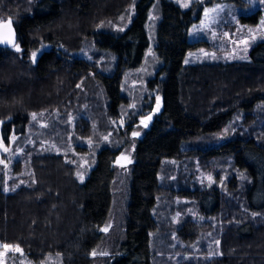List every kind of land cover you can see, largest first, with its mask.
<instances>
[{
	"label": "trees",
	"instance_id": "1",
	"mask_svg": "<svg viewBox=\"0 0 264 264\" xmlns=\"http://www.w3.org/2000/svg\"><path fill=\"white\" fill-rule=\"evenodd\" d=\"M151 14L141 125L124 81L145 64ZM200 14L172 0H0L19 46L0 47L1 137L17 154L0 163V247L35 264H264V41L245 59L185 64L210 48L188 39ZM40 44L51 48L33 62ZM122 168L117 231L106 226Z\"/></svg>",
	"mask_w": 264,
	"mask_h": 264
},
{
	"label": "rangeland",
	"instance_id": "2",
	"mask_svg": "<svg viewBox=\"0 0 264 264\" xmlns=\"http://www.w3.org/2000/svg\"><path fill=\"white\" fill-rule=\"evenodd\" d=\"M179 5L182 9L192 8L194 12L200 10L199 19L192 24L188 32V39L193 40H205L210 44V48L200 47L187 52L184 63H195L206 60H224L232 61L237 59H245L249 53L250 48L258 41H264V0H244L245 3H236L234 0H172ZM184 5H187L185 7ZM155 14H151V21L148 24L149 38L151 46L146 54L145 64L137 70L134 75H128L124 81V86L127 88V93L131 99V103L127 108H133L139 110L138 120L139 124L147 125L152 119V113L149 110H144L143 105L138 101L141 97L148 98L145 102L147 106L150 104L151 94L145 93V80L149 74L151 68L150 63L153 61V33L156 25ZM257 19L255 23L252 20ZM19 48L18 45L13 49ZM51 48L49 44H40L38 49L35 50V57L32 54L33 62H36L38 56L46 49ZM85 57L90 58L89 54L84 53ZM137 90L138 101L133 98L134 91ZM157 99L159 96L156 97ZM156 103L152 104L154 107ZM116 125L123 129L125 128L127 119L125 114L120 115L115 119ZM43 124V122H42ZM1 123H0V163L7 166L8 163H12L11 158H16L9 155V146H6L1 137ZM138 136L142 134L141 131L136 132ZM13 140V139H12ZM45 145L52 147L56 151H60V148L47 142ZM132 147L123 149L119 158L122 160H129L132 156ZM12 158V160H13ZM79 178L84 180L87 172L84 171L88 166L87 161L82 159L79 164ZM121 165V164H120ZM124 166V165H121ZM127 166V165H125ZM198 170V168L196 167ZM119 175L117 185L115 187L114 205L112 218L107 224V228L122 229V216H123V204L127 195L128 186V174L129 168H122ZM81 176L83 179H81ZM196 178L202 184L204 182L211 183V175L200 172ZM107 240V239H106ZM109 240H107L108 242ZM103 243L101 246L95 249V254L108 253L110 244ZM0 264H35L27 255L21 251L11 247H0ZM40 264H61V261L57 255H52L45 262Z\"/></svg>",
	"mask_w": 264,
	"mask_h": 264
},
{
	"label": "water",
	"instance_id": "3",
	"mask_svg": "<svg viewBox=\"0 0 264 264\" xmlns=\"http://www.w3.org/2000/svg\"><path fill=\"white\" fill-rule=\"evenodd\" d=\"M18 42L17 31L14 23L11 20H4L0 22V47L12 48L16 46ZM117 163L121 165H127V160L117 159Z\"/></svg>",
	"mask_w": 264,
	"mask_h": 264
},
{
	"label": "snow or ice",
	"instance_id": "4",
	"mask_svg": "<svg viewBox=\"0 0 264 264\" xmlns=\"http://www.w3.org/2000/svg\"><path fill=\"white\" fill-rule=\"evenodd\" d=\"M185 7H187V5H184ZM17 50L19 51V48H17ZM35 53H33V57H35ZM33 118L35 119V114H33ZM134 135H136V133H134ZM81 179H83V177L81 176ZM5 247L7 248L8 247V245H5ZM17 250H19V249H17Z\"/></svg>",
	"mask_w": 264,
	"mask_h": 264
}]
</instances>
